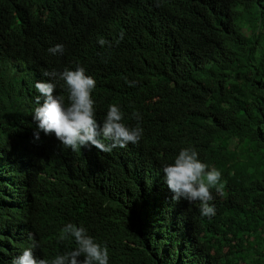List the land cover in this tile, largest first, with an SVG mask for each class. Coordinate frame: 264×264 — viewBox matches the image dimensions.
Here are the masks:
<instances>
[{
	"label": "trees",
	"instance_id": "1",
	"mask_svg": "<svg viewBox=\"0 0 264 264\" xmlns=\"http://www.w3.org/2000/svg\"><path fill=\"white\" fill-rule=\"evenodd\" d=\"M77 66L97 81L96 112L116 104L140 124L138 144L74 155L21 139L32 81ZM189 146L234 186L212 220L171 202L162 169ZM11 170L0 264L14 227L49 260L74 250L70 222L109 264H264V0H0V191ZM228 235L246 251L224 252Z\"/></svg>",
	"mask_w": 264,
	"mask_h": 264
},
{
	"label": "clouds",
	"instance_id": "2",
	"mask_svg": "<svg viewBox=\"0 0 264 264\" xmlns=\"http://www.w3.org/2000/svg\"><path fill=\"white\" fill-rule=\"evenodd\" d=\"M123 37L124 33L121 32L116 43ZM98 43L101 46H111V42L103 38ZM48 51L52 55H62L65 48L63 44H56ZM43 76L47 78L33 80L31 84L30 128L21 137L29 146L40 147L52 141L55 149L74 155L103 154L118 147L125 148L130 143L138 144L142 139L143 128L139 123L135 126L126 125L123 122L124 113L118 105L111 104L96 112L93 91L97 81L83 66H77L75 70L65 68L62 72L44 71ZM128 83L134 87L137 82ZM132 115L137 121L142 119L138 112H133ZM162 171L173 193L171 202L190 207L207 220L217 216L219 204L234 190L217 162H202L199 153L192 146L182 148L174 163L163 166ZM14 174L13 170L6 172L4 190L0 191V227H4L6 219L13 221L12 227L17 223V216L13 212L14 205L9 196L12 185L10 177ZM15 234L14 227L7 237V244L12 249L9 264H109L107 245L97 242L82 225L77 226L70 222L62 227L60 239L71 236L77 247L57 255L52 260L38 255L36 249L40 243L31 233V241L27 244L14 240L13 238H19ZM227 239L228 242L222 247L224 252L246 251L245 248L235 245L230 240V235Z\"/></svg>",
	"mask_w": 264,
	"mask_h": 264
}]
</instances>
